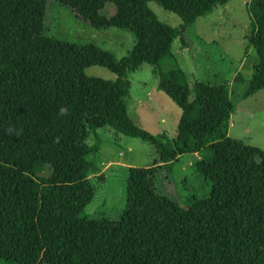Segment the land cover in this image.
I'll return each instance as SVG.
<instances>
[{"label": "trees", "instance_id": "trees-1", "mask_svg": "<svg viewBox=\"0 0 264 264\" xmlns=\"http://www.w3.org/2000/svg\"><path fill=\"white\" fill-rule=\"evenodd\" d=\"M48 1L0 0V264H264V151L228 136L234 108L225 84L191 88L172 52L175 39L186 45L197 18L229 0H54L94 28L131 32L135 44L120 58L46 35ZM150 1L180 23L159 20ZM246 11L257 62L244 96L264 88V0H249ZM143 63L180 108L172 138L128 115L125 79ZM92 65L114 78L86 75ZM104 126L151 142L158 157L128 167L116 220L85 211L95 192L90 176L104 181L97 133ZM218 145L242 152L220 156ZM209 147L212 160L195 161L211 183L207 197L192 195L183 207L156 190L162 165Z\"/></svg>", "mask_w": 264, "mask_h": 264}, {"label": "rangeland", "instance_id": "rangeland-1", "mask_svg": "<svg viewBox=\"0 0 264 264\" xmlns=\"http://www.w3.org/2000/svg\"><path fill=\"white\" fill-rule=\"evenodd\" d=\"M248 1L229 0L224 6H216L210 14L197 18L192 28L184 33L186 45L177 38L172 52L191 88L198 81L216 80L225 84L234 108L228 136L264 151V88L244 96L257 62L249 44L251 19L246 11ZM148 6L162 22L172 26L180 23L175 13L155 2L150 1ZM102 13L110 16L112 7H106ZM43 25L49 37L80 45L91 43L114 52L117 58L126 55L135 44V38L128 30L112 26L94 28L79 20L70 7L54 0L47 2ZM84 73L104 79L115 76L99 65L86 67ZM125 82L129 88L127 112L132 121L153 135L165 133L169 138L174 137L181 111L171 98L157 89L158 77L154 74V66L141 64L128 73ZM97 133L102 140L99 152L104 181L99 183L97 174L90 176L95 192L85 211L92 219L105 217L116 220L121 217L125 205L127 164L150 166L158 161V157L154 146L147 140L117 133L108 126L98 129ZM87 142L94 143V136H90ZM216 148L220 156L242 152L228 145ZM212 156L213 147H209L197 155L182 154L162 165L153 178L156 190L183 207L189 206L192 195L207 197L211 183L197 173L195 161H210Z\"/></svg>", "mask_w": 264, "mask_h": 264}, {"label": "crops", "instance_id": "crops-1", "mask_svg": "<svg viewBox=\"0 0 264 264\" xmlns=\"http://www.w3.org/2000/svg\"><path fill=\"white\" fill-rule=\"evenodd\" d=\"M194 154L197 155L198 153H194ZM127 165L132 166L131 164H127Z\"/></svg>", "mask_w": 264, "mask_h": 264}]
</instances>
